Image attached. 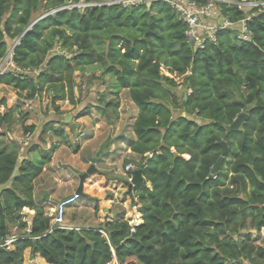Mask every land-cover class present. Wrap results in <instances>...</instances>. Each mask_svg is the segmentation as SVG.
<instances>
[{"label": "trees", "instance_id": "16d2710c", "mask_svg": "<svg viewBox=\"0 0 264 264\" xmlns=\"http://www.w3.org/2000/svg\"><path fill=\"white\" fill-rule=\"evenodd\" d=\"M105 1L0 0V65L12 45L14 65L0 72V88H11L19 101L50 93L59 112L60 101L78 104L77 78L93 71L91 82L106 87L98 109L116 118L127 91L137 114L122 143L139 159L134 170L144 165L147 184L128 192L142 222L55 225L35 182L53 153L70 146L69 136L54 129L59 140L50 151L20 162L6 133L18 125L23 135L36 128L27 124L22 103L9 106L0 97V264H23L27 251L47 264H264V8L248 16L236 4L264 0H219L229 21L248 19L252 38L242 41L228 28L202 49L163 2L66 8ZM179 87L184 96L174 92ZM242 113L248 118L230 131ZM51 129L45 126L40 139ZM24 208L36 212L30 226Z\"/></svg>", "mask_w": 264, "mask_h": 264}, {"label": "rangeland", "instance_id": "374dc122", "mask_svg": "<svg viewBox=\"0 0 264 264\" xmlns=\"http://www.w3.org/2000/svg\"><path fill=\"white\" fill-rule=\"evenodd\" d=\"M236 4H238L241 10L246 12L248 16L255 8V5H251L250 2L246 1L237 2ZM262 5V7L264 8V2ZM218 21L219 19H217V22ZM12 48L13 45L10 46L9 53L12 51ZM56 51H58V49ZM1 65L2 70H7L12 67L11 54L7 55ZM91 74H93V71H89L84 77L79 76L77 78L76 97L78 98V104L76 106H72L67 101H60L58 102L59 112H57L51 104L50 93H43L37 100L31 101L32 105L30 104V101H19L16 96V93L11 88H0V97H7L9 106L14 105L18 101L19 103H22L24 105V110H29L30 120L27 124L35 126V135L37 137L41 135V132L45 128V126H52L53 129H51V131L43 137L45 143L51 144L56 140H59L58 137L55 135L54 129L64 130V132L68 134L70 141V146L67 147V149L71 153H76L75 149H78V152L83 149L82 151H80L81 153H79V155L80 158L84 159L85 161H88V158L93 156L97 149H100L105 152L113 150L114 147L117 148L113 152H116L115 154L120 155H117L115 157L114 153L112 154L114 155L113 162L116 163V165L104 168L103 173L105 174V177L107 179L109 178L112 181L113 186L112 190L110 191L112 193V196L110 198L115 199L116 203H123L124 206H126L125 208H127V211L124 209V217L125 219H130L131 222L134 224V219L138 211L137 207L134 206L135 199H133L131 195H128V192H130V190L128 188V185L123 183V181H125L123 180V178L127 179L128 181L129 175L126 170V166L130 164L135 169L139 159L131 155L130 152H127V149L123 151L118 148H120L122 141H125L126 138L131 136V124L133 122V117L137 114V109L130 101L128 92L123 91L121 93V106L119 108V117L116 118L112 113H101L98 108H102V106L99 107L100 104L98 100L99 95L106 91V87L97 81L91 82V80L89 79ZM174 92L179 97L184 96L186 94V91L183 87L176 88ZM28 104L30 105L28 106ZM88 106L95 107L89 111L88 115L79 117L81 112H83ZM180 113L181 115L183 114L182 112L174 111L175 116H178ZM72 126L74 127L73 130L71 129ZM18 128L19 131L22 132L20 129L21 127L19 125L16 126L15 129ZM109 154L111 153H108V155L106 156H109ZM114 170H116L117 172L119 171V173H116V171ZM94 175L95 174L90 176V178H93ZM100 180L101 182H103V179ZM102 194L103 193L99 192V190L96 193V195L100 197L103 196ZM105 201L93 200L87 202V204L91 205L88 207L89 209L85 211V219L89 223L94 222L92 217L94 210L93 208L96 203L98 205V212L101 213L102 210V214H104V206L111 204L108 203L107 200ZM112 205H114V203ZM115 206L118 207L119 205ZM89 218H91L92 221L89 220ZM12 233L13 235H17L19 231H17L16 228L13 227ZM263 238L264 231H262L261 233L260 241ZM23 264L39 263L33 261L32 256L29 254V251H27L24 255Z\"/></svg>", "mask_w": 264, "mask_h": 264}, {"label": "crops", "instance_id": "0c3cea01", "mask_svg": "<svg viewBox=\"0 0 264 264\" xmlns=\"http://www.w3.org/2000/svg\"><path fill=\"white\" fill-rule=\"evenodd\" d=\"M5 99H7V97H5ZM31 103L32 102L30 101V104ZM30 104H28V106ZM6 140L11 143H15L18 146L20 162L26 159H39L43 155V151H50V147L52 144L45 143V141L41 140L40 136L37 137L35 133L30 135H23V133L19 131V128L7 131ZM126 147V144L122 143L120 148L118 149L125 151ZM115 149L117 148L114 147L113 150L105 152L97 149L95 154L89 157L88 161H85L84 159L80 158L79 155V153H81L80 151H82L83 149L78 153H71L67 149V146H60V148H58L53 153L51 163L45 167L42 175L35 182V195L39 200L42 201L41 206L45 207L48 211V214L53 217L54 209L57 204L65 197L72 196L77 192L80 186V176L90 168L91 159H95V167L97 172L94 173L95 175L93 178L89 177L85 181L83 189L84 195H81V199L74 206L68 209L66 214V224L72 229L80 230L84 227L98 225L104 221L115 220L117 218H125L124 209L127 211V208H125L126 206H124L123 203H116L115 199L110 198L112 196V193L110 192L113 186L112 181L109 178L107 179L105 177V174L103 173L104 168L116 165V163L113 162L114 155L117 156V154H115L116 152H113L115 151ZM127 152L131 151L127 150ZM108 153L111 154H109V156H106L108 155ZM113 153L114 155H112ZM116 173H119V171H116ZM100 179H103V182H101ZM9 186H11V183H9L6 187ZM2 189L3 188L0 187V191ZM98 190L99 192L103 193V196L100 197L96 195ZM93 200H107L108 203L111 204L104 206V214H102V210L101 213L98 212V205L96 203L93 208L94 210L92 217L94 222L89 223L85 219V211L89 209V206H91L87 204V202ZM113 203L114 205H112ZM115 205L119 206L117 207ZM23 213L26 216L25 220L29 223L30 226L36 214L35 210L24 208ZM92 219L89 218V220L91 221ZM141 222V215L137 212L134 219V224H140ZM32 258L36 263L47 264L46 261L40 256H35ZM116 261L117 260H114V262Z\"/></svg>", "mask_w": 264, "mask_h": 264}, {"label": "built area", "instance_id": "2783aa9c", "mask_svg": "<svg viewBox=\"0 0 264 264\" xmlns=\"http://www.w3.org/2000/svg\"><path fill=\"white\" fill-rule=\"evenodd\" d=\"M163 2L172 8L179 18L187 25L186 36L188 40L195 46L196 49L204 48L208 42H214L216 34L219 30L235 29L238 32V37L242 41H250L252 38L251 31L247 27V21L234 23L223 17L217 5L219 0H207L206 3H200L197 0H106L102 3H79L67 6L66 8H81L85 11L87 8H92L101 5L121 4L124 7L130 6H146L150 7L154 3ZM233 3V2H230ZM254 7L263 6V2H250ZM238 5V4H237ZM245 5V4H244ZM239 6V5H238ZM217 19L219 21L217 22ZM13 52V51H12ZM12 52L11 58H12ZM11 66L14 67L12 61ZM2 65H0V72ZM189 159L190 156L186 155ZM126 170L132 171L134 167L127 165ZM81 199V195L75 193L72 196L62 199L54 209L53 223L57 226L66 225V214L69 208L74 206ZM138 225V224H135ZM10 244L12 240L6 241ZM111 264H119L118 261Z\"/></svg>", "mask_w": 264, "mask_h": 264}, {"label": "water", "instance_id": "95a60500", "mask_svg": "<svg viewBox=\"0 0 264 264\" xmlns=\"http://www.w3.org/2000/svg\"><path fill=\"white\" fill-rule=\"evenodd\" d=\"M12 51H13V49H12ZM10 53H8V55ZM182 113H183L182 116L185 117L186 116V113L184 111H182ZM247 118H248V115L246 113L240 114L237 117V119L231 124L230 131H236V130H238L241 127V125L243 124V122ZM71 129L73 130L74 127L72 126ZM222 146L224 148L223 154H225L226 153V148H227L226 142H223L222 143ZM223 160H224V155L220 157V159H219L218 163L216 164L215 168L212 170V173L213 174H215L219 170V168H220ZM95 163H96V160L95 159H91V166H90V168L84 174H82L80 176V186H79V188H78V190H77L76 193H78L80 195H84L83 189H84V183H85V181L90 176H92L94 173L97 172L96 167H95ZM143 168H144V165H142L140 168H138L136 170H133L132 173H131V179L128 180V181H124V183L126 185H128V188H129L130 191L132 190V188H134L136 186H141V185H146L147 184V182H146V180H145V178L143 176Z\"/></svg>", "mask_w": 264, "mask_h": 264}]
</instances>
